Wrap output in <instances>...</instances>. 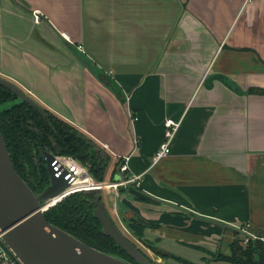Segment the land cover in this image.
<instances>
[{"label": "crops", "instance_id": "obj_1", "mask_svg": "<svg viewBox=\"0 0 264 264\" xmlns=\"http://www.w3.org/2000/svg\"><path fill=\"white\" fill-rule=\"evenodd\" d=\"M0 76L106 151L104 181L138 140L140 185L101 202L166 264L264 243V0H0Z\"/></svg>", "mask_w": 264, "mask_h": 264}, {"label": "trees", "instance_id": "obj_2", "mask_svg": "<svg viewBox=\"0 0 264 264\" xmlns=\"http://www.w3.org/2000/svg\"><path fill=\"white\" fill-rule=\"evenodd\" d=\"M8 103L11 105L4 107ZM0 134L14 170L35 193L42 191L48 184L43 177V167L39 170L35 164L37 160L35 158L40 157L41 151H47L54 156L72 157L87 167L96 181L104 180L110 159L105 152L98 149L93 140L86 138L48 110L42 115L29 105L20 103L15 95L2 86H0ZM99 197V191L76 192L50 207L45 212V218L48 223L66 231L84 244L133 262L125 252L115 246L111 238L101 232L99 221L93 217L95 202ZM147 227L143 222L135 220L126 228L139 242L151 247L143 240V233ZM256 255L257 250L253 247V242L243 247L240 240H235L230 246V253L218 254L211 264L219 261L226 264H259Z\"/></svg>", "mask_w": 264, "mask_h": 264}, {"label": "water", "instance_id": "obj_3", "mask_svg": "<svg viewBox=\"0 0 264 264\" xmlns=\"http://www.w3.org/2000/svg\"><path fill=\"white\" fill-rule=\"evenodd\" d=\"M0 86L15 95L20 103L45 115L46 109L12 81L0 76ZM40 156L49 182L42 191L35 193L14 170L0 134V234L21 264H153L120 232L106 213L101 195L95 202L93 217L99 221L101 232L134 263L117 254L92 248L48 223L45 212L63 198L56 203H51V199L65 190L68 183L64 176H54L50 166L53 154L41 151ZM255 236L253 247L257 250V261L264 264V243L259 233Z\"/></svg>", "mask_w": 264, "mask_h": 264}, {"label": "built area", "instance_id": "obj_4", "mask_svg": "<svg viewBox=\"0 0 264 264\" xmlns=\"http://www.w3.org/2000/svg\"><path fill=\"white\" fill-rule=\"evenodd\" d=\"M252 0H246V3H250ZM78 49L82 50V47L79 46ZM83 51V50H82ZM136 118H133L135 120ZM132 122V120H131ZM165 141L159 146L158 150L153 155L152 163L159 162L162 158L166 157L170 153V141L177 130L178 123L173 120H166L165 122ZM132 151L124 156L116 157L117 158V170L120 175L118 181H96L89 173L87 167L80 164L76 159L69 156H54V160L50 164L54 176L56 178L64 176V180L67 181L68 187L60 192L58 195L51 199V203H56L58 200H61L64 197H67L76 192L82 191H103L110 190L113 191L114 194H117L119 188L122 187H130L140 185V175H129L126 174L129 172V160L131 154L137 148L138 140L132 139ZM111 219L114 223H116L115 219H117V214L115 210L114 204L109 211ZM120 225L116 223L119 228L125 229L121 223ZM244 238L242 240V245L247 246L249 242H253L255 240V234H248L245 230H242ZM0 264H21L18 259L11 253V251L5 245L2 234H0Z\"/></svg>", "mask_w": 264, "mask_h": 264}, {"label": "rangeland", "instance_id": "obj_5", "mask_svg": "<svg viewBox=\"0 0 264 264\" xmlns=\"http://www.w3.org/2000/svg\"><path fill=\"white\" fill-rule=\"evenodd\" d=\"M11 104L8 103L6 105H4V107H9ZM53 114V113H52ZM55 116H57L59 119L63 120L64 122L68 123L69 125H71L73 128H75L78 132H80L82 135H84L86 138H89L90 140H92V138L87 135L86 132L80 130L77 126L75 127L74 125H72V122L70 120H68L67 118H62V117H59L58 115L54 114ZM94 142V141H93ZM94 144L98 147L99 150L103 151L106 153V151L101 148L96 142H94ZM107 154V153H106ZM108 155V154H107ZM109 156V155H108ZM110 161H109V165H108V168L105 172V175L107 174L108 172V169L109 167L111 166V158L109 157ZM105 177V176H104ZM119 180V179H118ZM118 180H115V181H118ZM104 181V180H103ZM99 194H101V192H99ZM110 196L107 195L105 192H102V201L104 202L105 206L107 209H109L110 205H111V202L109 200ZM121 233L126 236V238H128V240H130L145 256H147L153 264H166V260L165 258H162L164 255L163 253H160L158 252L157 250H155L154 248L152 247H147V246H144L141 242H139L133 235L132 233L127 229H123V228H119ZM217 256V255H215ZM209 257V260L208 262H206L205 264H211L213 263V258L215 257ZM211 260V261H210ZM168 264V263H167ZM182 264V263H181ZM204 264V263H203Z\"/></svg>", "mask_w": 264, "mask_h": 264}, {"label": "flooded vegetation", "instance_id": "obj_6", "mask_svg": "<svg viewBox=\"0 0 264 264\" xmlns=\"http://www.w3.org/2000/svg\"><path fill=\"white\" fill-rule=\"evenodd\" d=\"M36 158H37V162H35V164L37 165V163H38V165H39L38 169L39 170H41L40 168L43 167V169H44V176L43 177H45L44 179H46V182H49V178H48L47 172L45 170V165H44V162H43L41 156L39 158L36 156Z\"/></svg>", "mask_w": 264, "mask_h": 264}, {"label": "bare ground", "instance_id": "obj_7", "mask_svg": "<svg viewBox=\"0 0 264 264\" xmlns=\"http://www.w3.org/2000/svg\"><path fill=\"white\" fill-rule=\"evenodd\" d=\"M115 224V223H114ZM116 225V224H115ZM117 226V225H116ZM117 228L119 229V227L117 226ZM120 230V229H119ZM121 232V231H120ZM133 244V243H132ZM134 245V244H133ZM135 246V245H134ZM136 247V246H135ZM137 248V247H136ZM138 249V248H137ZM139 250V249H138ZM140 251V250H139ZM141 252V251H140ZM142 253V252H141ZM143 254V253H142ZM144 255V254H143ZM146 257V256H145Z\"/></svg>", "mask_w": 264, "mask_h": 264}]
</instances>
